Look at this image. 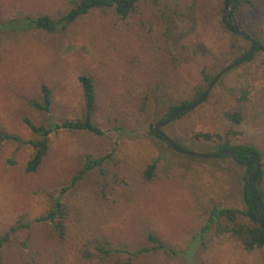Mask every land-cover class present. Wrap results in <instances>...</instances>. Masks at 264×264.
Masks as SVG:
<instances>
[{"label": "rangeland", "instance_id": "1", "mask_svg": "<svg viewBox=\"0 0 264 264\" xmlns=\"http://www.w3.org/2000/svg\"><path fill=\"white\" fill-rule=\"evenodd\" d=\"M220 4L221 0H142L126 19L113 9H97L54 33L0 32V131L18 138L0 146V238L7 239L3 264H52L54 235L38 218L70 184L86 155L109 152L120 164L117 200L96 196L101 175L96 170L88 173L77 188L63 194L69 217L80 219L74 231L82 223L87 237L105 235L135 249L147 245L145 236L152 231L182 251L178 257L153 251L134 264H264V249L246 251L231 235L218 233V222L203 231L214 206L246 208L245 166L230 158L180 154L152 132L171 105L194 100L198 89L207 88L205 72L219 73L250 49L246 39L221 27ZM69 6V0H0V21L45 13L57 17ZM162 9L165 16L174 14V30L161 20ZM235 19L264 41V0L243 4ZM82 74L95 79V121L104 133L60 128L50 135L39 169L28 173L27 162L34 153L29 141L38 135L26 119L44 124L80 118ZM43 85L51 90L48 112L30 104L41 101ZM145 95L147 110L141 111ZM234 112L241 122L227 117ZM162 130L182 148L200 153H212L218 133L235 144H254L262 152L264 193V52L226 72L204 102ZM200 133L214 136L197 137ZM154 161L156 176L144 182L143 171ZM239 217L250 222L243 214Z\"/></svg>", "mask_w": 264, "mask_h": 264}, {"label": "trees", "instance_id": "2", "mask_svg": "<svg viewBox=\"0 0 264 264\" xmlns=\"http://www.w3.org/2000/svg\"><path fill=\"white\" fill-rule=\"evenodd\" d=\"M141 1L142 0H69L70 6L61 12L57 17H53L50 14L45 13L35 16L23 15L20 16L21 18L15 17L3 20L0 21V32L5 30H39L47 33H54L59 30L66 29L78 19L97 9H113L117 16L121 19H126L136 12V9ZM153 1L158 4L163 2V0ZM253 2L254 0H237L236 5L234 6L232 15L241 29L243 28L240 26L239 20L237 21V19H235V14L243 4H251ZM231 3L232 0H221V4L219 5V22L221 27L223 26L224 29L230 30L235 35L246 39L244 36L236 33L233 24H231L227 19V10ZM254 6L257 5L254 4ZM160 17L162 21L167 23L168 30L175 29L177 20L174 14L166 13L165 16L162 9ZM243 30L246 31L245 29ZM246 32L256 41L255 52L249 58L251 59L257 53L264 52V41L255 33L250 31ZM166 40L168 41V39ZM247 41L250 43L251 47V42L249 40ZM247 52L248 50L245 49L235 58L234 62L243 58ZM217 75L218 73L212 75L209 72H205L204 81L207 88L202 87L201 89H198L194 100H185L180 104L171 105L169 111L162 119H160V121L168 119L175 109L185 107L190 103L199 100L205 91L210 87ZM79 81L83 89L84 97L83 114L80 118L77 120L64 121L62 123L50 119L44 124H35L30 119H26L28 126L38 135L37 139L29 141L34 147V153L27 162L26 171L28 173H34L39 169L49 151L50 135L53 132L58 131L60 128H67L75 131H86L98 135H102L104 133L95 121L98 109L95 79L90 74H82L79 76ZM41 92V101L32 100L30 101V104L37 110L48 112L52 104L51 90L46 85H43ZM148 101L149 95H145L143 101L139 105V109L141 111L147 110ZM185 115L186 112H178L176 118H182ZM227 117L235 123L241 122L242 119L241 115L237 112L227 113ZM152 132L166 142L161 135L156 133L154 127L152 128ZM213 136L214 135L208 133H200L197 135V137H204L207 139H210ZM215 137L218 141H216L213 145L212 153L205 154H217L229 150L234 152L241 161H246L252 158L254 159L250 160L248 164L245 165L246 175L244 177L245 184L243 185L242 195L246 208L243 211H239L235 208L224 207L221 205L214 206L210 213L209 223L206 224L203 231L209 230L211 223L218 222V233H227L231 235L248 252L261 251L264 249V227L260 226L257 220L259 200L249 187L248 178L257 168L256 160L261 162L262 152L254 144H235L219 133L215 134ZM14 138L17 137L8 132L0 131V146L2 141ZM174 141L179 147H183L178 140ZM166 144L169 149H172L167 142ZM218 157L232 159L229 155H219ZM119 166L120 164L114 156V152H109L99 157L86 155L81 161V167L71 178L70 184L63 187L60 194L54 198L55 202L47 213L38 218V221L46 223L51 228L54 235L55 246L50 252L52 264H134L135 260L139 257L148 255V253L151 254L153 251H163L173 257L181 255V250L165 243L159 234L152 231L147 232L145 236L147 245L137 247V249H135L128 247V245L114 243L105 235H102V238L99 236H95L93 238L87 237L84 233L86 229L81 227L82 223L77 225L75 231L73 230V224L79 222L80 219L76 218L75 221L73 216L72 218L69 217L70 212L68 211L66 203L63 201V194L65 191L71 188H77L88 173L96 170L101 176L97 182L98 188L94 190L95 195L103 201L111 199L117 200L114 195H116V187L120 184V178H122L120 177L119 172L116 171V168ZM155 176L156 162L154 161L147 164V167L143 171L142 180L144 182H149L154 179ZM262 177L263 170L261 168L259 172L253 176L252 185L254 189L260 193L263 199L262 218L264 222V193L260 188ZM125 183L128 184L127 181H125ZM239 214H243L248 217L250 222L242 221ZM199 237L202 240L204 236L201 234ZM6 240V237L0 238V264H3V247ZM196 250L197 248L194 246L191 251L189 250V255L193 257L194 254H196Z\"/></svg>", "mask_w": 264, "mask_h": 264}, {"label": "water", "instance_id": "3", "mask_svg": "<svg viewBox=\"0 0 264 264\" xmlns=\"http://www.w3.org/2000/svg\"><path fill=\"white\" fill-rule=\"evenodd\" d=\"M236 3H237V0H232V3L229 6L228 11H227V18L233 24L236 33L238 35L244 36L247 40H249L251 42L250 49L248 50V52L245 54V56L243 58H241V59H239V60L227 65L225 68H223L220 71V73L216 76V78L214 79V81L212 82L210 87L205 91V93L201 96V98L199 100H197V101H195L193 103H190L189 105H187L185 107L175 109L168 119H166L164 121L155 122L154 123V130L166 140V142L169 144V146L174 151H176V152H178L180 154L193 155V156L201 157V158H213V157H216V156H219V155H229V156L232 157V159L236 163H238V164H240L242 166H245L246 164H248V162L250 160H252L254 158L248 159L246 161H241L239 159V157L234 152L229 151V150L223 151V152H220V153H217V154H205V153L190 151V150H187V149L179 147L175 143V141L170 136L165 134L162 131V129H161L162 127H164V126L168 125L169 123H171L176 118V115H177L178 112L189 111V110L195 108L196 106H198L199 104H201L202 102H204L205 99L207 98L211 88L218 82V80L221 78V76L223 74H225L226 72H228V71L236 68L237 66L243 64L244 62H246L250 58V56L255 52V49H256V41H255V39L253 37H251L246 31H244L243 29L239 28L237 22L231 18V13L234 10V6L236 5ZM256 164H257V168L255 169V171L248 178V185L251 188V190L255 193V195L257 196V198L259 200V206H258V211H257V220H258L259 225L264 227V222H263V218H262L263 199H262L260 193L256 189H254V187L252 185L253 176L256 173H258L259 170L261 169V162L259 160H256Z\"/></svg>", "mask_w": 264, "mask_h": 264}, {"label": "flooded vegetation", "instance_id": "4", "mask_svg": "<svg viewBox=\"0 0 264 264\" xmlns=\"http://www.w3.org/2000/svg\"><path fill=\"white\" fill-rule=\"evenodd\" d=\"M230 5H231V4H230ZM227 11H228V10H227ZM231 18L234 20V17H233V15H232V13H231ZM227 19H228V18H227ZM228 21L231 23L230 20H228ZM231 24H232V23H231ZM224 68H225V67H224ZM219 73H220V72H219ZM219 73H218V74H219ZM223 75H224V74H223ZM223 75H222V76H223ZM222 76H221V77H222ZM153 127H154V126H153ZM164 127H165V126H164ZM162 128H163V127H162ZM162 128H161V129H162ZM162 131H163V130H162ZM163 132H164V131H163ZM156 133H157V132H156ZM164 133H165V132H164ZM165 134H166V133H165ZM175 152H176V151H175Z\"/></svg>", "mask_w": 264, "mask_h": 264}]
</instances>
